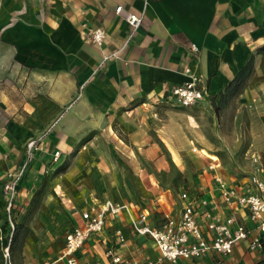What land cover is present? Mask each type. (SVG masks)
Segmentation results:
<instances>
[{"label":"crops","instance_id":"1","mask_svg":"<svg viewBox=\"0 0 264 264\" xmlns=\"http://www.w3.org/2000/svg\"><path fill=\"white\" fill-rule=\"evenodd\" d=\"M118 5L120 12L115 11ZM141 11L142 23L127 40L130 26L125 16ZM96 27L106 32L101 45L90 37ZM191 44L198 49L192 50ZM262 46L264 0H0V264L10 236L2 193L4 173L20 166L25 142L53 120V128L42 137L17 185L16 228L10 243L13 264H69L58 258L65 234L81 224L82 210L105 199L128 207L107 215L103 231L92 234L75 252V264H111L108 249L139 264H263L264 232L247 209L235 205L226 209L215 176L240 188L251 173L264 175V137L253 139L263 143L246 151L251 155L247 168L225 164L219 158L233 155V150L215 153L202 138V113H216L224 121L233 106L251 105L253 91H264ZM116 51V56L102 61ZM251 56L253 69L244 86L216 111L220 93ZM186 66L202 76L207 93L184 113L186 140L205 158L195 164L185 188L162 189L152 175H146L136 179L140 195L118 200L96 194L85 180V170L74 166L54 177L81 133L96 126L106 132L114 120L126 140L120 149L130 157L160 156L155 133L172 156L180 157L181 150L169 143L170 105L179 106L170 88L187 79ZM231 139H237L234 132ZM55 150H60L56 160ZM132 169L149 171L138 163ZM188 200L194 203L199 221H204L203 211L222 217L233 214L235 222L244 225L246 237L236 241L229 254L210 251L174 262L160 259L153 239L137 233L131 220L147 211L148 222L158 225L165 215L176 217ZM117 228L124 242L118 239ZM204 233L208 235L205 228ZM257 236L262 247L250 248Z\"/></svg>","mask_w":264,"mask_h":264},{"label":"built area","instance_id":"2","mask_svg":"<svg viewBox=\"0 0 264 264\" xmlns=\"http://www.w3.org/2000/svg\"><path fill=\"white\" fill-rule=\"evenodd\" d=\"M122 6L115 7L116 12H120ZM144 11L138 13L129 12L125 16L130 26L127 37L129 40L134 32L141 25ZM91 40L101 45L106 37V32L101 27L92 29ZM192 50H197L195 44H191ZM117 51L104 55L102 61L116 56ZM187 79L171 86L170 95L174 101L182 107H192L206 95V88L202 82V76L192 70L189 66L184 68ZM48 130V129H47ZM47 131H43L37 137L30 138L24 144V159L20 166L7 170L2 179V193L4 196L5 216L10 228V236L3 247L4 264H13L10 257V243L13 231L16 228L14 220V209L17 198V185L23 178L26 169L34 158L35 151L39 148L40 141ZM60 155V150L53 152V159ZM212 167V165H211ZM220 194L226 209L235 205L247 209L251 219L258 222V228L264 232V175L253 172L248 176V181L240 188L229 186L224 179L216 175ZM181 197L188 198L186 192L181 193ZM203 204L206 201H202ZM127 204L118 203L112 199H105L99 203L91 204L80 213L81 224L73 227L65 234L64 246L58 258H66L69 264L76 263L75 252L94 233L103 231L108 214H116L122 209H127ZM194 203L188 200L181 208L176 217L165 215L163 221L158 225L148 222V212H140L136 218H132L133 229L139 234L150 236L160 252V259L176 261L178 258L199 257L210 251L221 254H229L236 241L246 237V229L243 224L236 223L233 214L222 217L218 213L211 214L203 211L204 221H199ZM204 228L208 232L205 235ZM118 239L125 241L120 228L115 230ZM250 248H261L260 237H255L249 244ZM106 256L111 264H139L137 261L114 252L112 249L106 251ZM44 264H51L49 261ZM98 264V263H96ZM155 264V262H148ZM264 264V262H263Z\"/></svg>","mask_w":264,"mask_h":264},{"label":"rangeland","instance_id":"3","mask_svg":"<svg viewBox=\"0 0 264 264\" xmlns=\"http://www.w3.org/2000/svg\"><path fill=\"white\" fill-rule=\"evenodd\" d=\"M253 92L251 105L245 107V105L237 104V106H233L226 112L224 121L216 118V113H202V120L205 123L202 127L205 129L202 138L211 151L225 154L230 149L233 150V155L219 158L225 164L231 163L247 168L248 159L251 158V155L250 152L247 153L246 151L253 148L256 143V146L263 143V141L257 142L253 139L258 136L264 137V91ZM170 108L173 114L169 126L171 136L169 143L172 148L181 150L180 157L172 156L167 145L157 137L156 133L155 138L160 147V156L154 159L130 157L120 149L126 140L122 139L118 122L114 120L106 132L96 126L81 133L76 146L55 169L54 177L59 171L71 170V167L74 166L77 170H85V180L88 181L87 184L95 190L96 194L101 197L114 196L118 200L126 197L134 199L140 195L139 189H136V179L146 175H152L162 189L174 186L185 188L190 177L195 174V164L202 160L204 155L199 154L197 150L192 151V144L186 140L188 127L185 126L184 113L188 108L177 106L175 103L171 104ZM227 119L229 124L226 122ZM53 126L54 120L45 130L48 131ZM220 130H229L230 134H222L223 132L220 133ZM233 132L237 137L235 140L231 139ZM217 134H220L219 139L216 138ZM222 136L227 137V139H222ZM201 152L204 154L207 152L209 155L205 154L206 156L216 158L206 149H202ZM137 163L146 166L152 172H133L132 166Z\"/></svg>","mask_w":264,"mask_h":264},{"label":"trees","instance_id":"4","mask_svg":"<svg viewBox=\"0 0 264 264\" xmlns=\"http://www.w3.org/2000/svg\"><path fill=\"white\" fill-rule=\"evenodd\" d=\"M261 48H264V46ZM253 60L254 56H251L248 61L236 72L234 77L226 84L224 91L220 93L219 102L216 104V111L226 105L230 97L242 89L246 79L253 69Z\"/></svg>","mask_w":264,"mask_h":264},{"label":"bare ground","instance_id":"5","mask_svg":"<svg viewBox=\"0 0 264 264\" xmlns=\"http://www.w3.org/2000/svg\"><path fill=\"white\" fill-rule=\"evenodd\" d=\"M205 154L209 155L207 152H205ZM182 162V161H181Z\"/></svg>","mask_w":264,"mask_h":264}]
</instances>
